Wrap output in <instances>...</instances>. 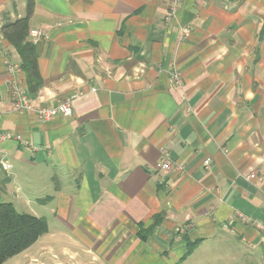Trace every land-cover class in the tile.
Wrapping results in <instances>:
<instances>
[{"label": "crops", "instance_id": "crops-1", "mask_svg": "<svg viewBox=\"0 0 264 264\" xmlns=\"http://www.w3.org/2000/svg\"><path fill=\"white\" fill-rule=\"evenodd\" d=\"M33 1L42 84L18 80L37 108L82 96L44 123L12 112L0 54V132L29 144L0 145V203L48 228L3 264H264V0H180L173 23L169 0ZM25 16L0 0V28Z\"/></svg>", "mask_w": 264, "mask_h": 264}, {"label": "trees", "instance_id": "trees-1", "mask_svg": "<svg viewBox=\"0 0 264 264\" xmlns=\"http://www.w3.org/2000/svg\"><path fill=\"white\" fill-rule=\"evenodd\" d=\"M26 1V16L15 21L6 20L0 28V35L16 51L19 66L26 74L28 93L34 97L42 81L38 72L34 46L27 41L28 20L34 5L33 0ZM45 219L25 213H18L12 204L0 203V264L22 254L48 232ZM152 228L138 234L145 240Z\"/></svg>", "mask_w": 264, "mask_h": 264}, {"label": "built area", "instance_id": "built-area-1", "mask_svg": "<svg viewBox=\"0 0 264 264\" xmlns=\"http://www.w3.org/2000/svg\"><path fill=\"white\" fill-rule=\"evenodd\" d=\"M180 0H169V7L168 11L165 15V22L166 23H173L177 18L178 6ZM187 30H183V34H187ZM48 34L45 30L41 28H33L29 29L27 34V41L32 45L36 46L43 40H48ZM0 54L3 58L5 68L7 73L10 75L11 79L8 82L9 88V99L11 103L12 112L16 114H32L35 118H37L40 122H48L53 117L59 116L60 117H70L72 116V104L73 102L80 98L81 94H76L71 96L65 100H63L57 106L52 107H43L37 108L28 95L25 93L24 88L20 81L18 80L17 76L19 71L21 70L20 66L14 63L7 55L3 52V47L0 42ZM174 80L177 84H179L178 75H173ZM6 142H17L23 147H27L29 144L26 140H23L22 137L18 134H11L10 132H0V145ZM162 161L160 164L157 165V169L163 172H167L171 169L169 154L165 151H162ZM206 168L210 167V164L205 162ZM182 167L177 166V170H181ZM12 171V164L10 158H8L7 154L2 150L0 146V178L1 177H10ZM249 180L255 179V174H251L248 177ZM245 221H249L244 219ZM254 223V222H252ZM256 227L263 229L259 224H256Z\"/></svg>", "mask_w": 264, "mask_h": 264}, {"label": "rangeland", "instance_id": "rangeland-1", "mask_svg": "<svg viewBox=\"0 0 264 264\" xmlns=\"http://www.w3.org/2000/svg\"><path fill=\"white\" fill-rule=\"evenodd\" d=\"M16 211H19V213H22V212H20V209L19 208H17L16 207ZM46 218H47V216H46ZM48 219V223H49V227H50V229H53V223H52V220H51V218H47ZM45 237H41V239H39V241H38V243H37V245L39 244H43V242H45ZM36 247V246H35ZM47 253V252H46ZM58 257H59V259L60 260H63V259H65V258H67V257H64V255H63V253L62 252H60L59 250H55V252H54ZM47 254H49V252L47 253ZM14 260H19V259H14ZM12 262H13V260L12 261H9L8 263H6V264H12Z\"/></svg>", "mask_w": 264, "mask_h": 264}]
</instances>
